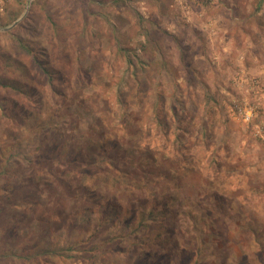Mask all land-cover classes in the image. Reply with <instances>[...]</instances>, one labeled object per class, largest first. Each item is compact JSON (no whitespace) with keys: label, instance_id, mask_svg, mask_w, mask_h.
Listing matches in <instances>:
<instances>
[{"label":"rangeland","instance_id":"rangeland-1","mask_svg":"<svg viewBox=\"0 0 264 264\" xmlns=\"http://www.w3.org/2000/svg\"><path fill=\"white\" fill-rule=\"evenodd\" d=\"M0 264H264V0H0Z\"/></svg>","mask_w":264,"mask_h":264},{"label":"trees","instance_id":"trees-1","mask_svg":"<svg viewBox=\"0 0 264 264\" xmlns=\"http://www.w3.org/2000/svg\"><path fill=\"white\" fill-rule=\"evenodd\" d=\"M21 45H20V47L23 49V50H25L28 54H31V55H33V51H32V49L31 48H29L28 46H27V44H24L23 42H19ZM34 56V55H33ZM164 67H165V65H164ZM137 76V75H136ZM159 115L157 114V117H158ZM159 121H161V119H159ZM150 215L151 216H153V213L151 212L150 213ZM142 220H144V217L142 218Z\"/></svg>","mask_w":264,"mask_h":264},{"label":"built area","instance_id":"built-area-1","mask_svg":"<svg viewBox=\"0 0 264 264\" xmlns=\"http://www.w3.org/2000/svg\"><path fill=\"white\" fill-rule=\"evenodd\" d=\"M242 117L245 119V121L250 122L251 118L253 117L251 112H241Z\"/></svg>","mask_w":264,"mask_h":264}]
</instances>
